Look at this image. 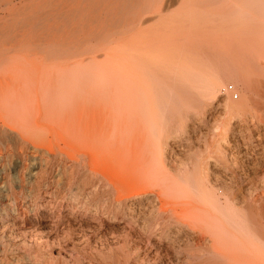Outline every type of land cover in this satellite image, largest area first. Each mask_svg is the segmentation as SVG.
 Listing matches in <instances>:
<instances>
[{
	"label": "bare ground",
	"instance_id": "obj_1",
	"mask_svg": "<svg viewBox=\"0 0 264 264\" xmlns=\"http://www.w3.org/2000/svg\"><path fill=\"white\" fill-rule=\"evenodd\" d=\"M218 1L215 17L202 21L220 25L182 36L160 29L154 39L119 27L93 51L101 56H72L69 43L0 40V160L11 144L45 167L63 162L74 187L67 209L84 195L86 218L120 223L123 263L139 249L130 246L136 232L156 243L135 264H174L180 255L183 264H264V108L256 103L264 92V0ZM214 100L212 118L206 107ZM205 121L209 141L195 148L190 137ZM52 183L29 198L54 200ZM13 207L15 217L1 220L7 226L28 212ZM51 219L35 225L54 229ZM34 233L37 247L52 237Z\"/></svg>",
	"mask_w": 264,
	"mask_h": 264
},
{
	"label": "rangeland",
	"instance_id": "obj_2",
	"mask_svg": "<svg viewBox=\"0 0 264 264\" xmlns=\"http://www.w3.org/2000/svg\"><path fill=\"white\" fill-rule=\"evenodd\" d=\"M221 3L218 0H0V40H41L55 44L57 42H59L57 44L67 43V46L69 43L68 48H70L69 50L72 48V52L68 51V53H71L72 56H77V58L80 55H86L85 57L80 56V58H87L88 55L89 57L92 55L101 56L99 47H103L101 44L104 45L108 40L114 41L117 37L114 34L119 27H133L135 28L134 33L139 30L150 32L154 39L160 29L168 31L167 35L173 31L178 32L180 29V36H182V33L184 31L187 33L190 28L196 31L201 26L220 25L219 22L207 19L210 16L215 17L214 11ZM204 15L208 17L205 16L207 21H202ZM149 39L151 40V38ZM96 48L99 50L97 53L93 52L97 51ZM88 52L90 54H87ZM228 87L229 92L231 90L233 93L235 92L234 87L230 89V83H228ZM263 93V89L260 88L256 96V103L260 102L258 104L260 110L264 108ZM217 105L218 102L214 100L208 102L206 107L207 111L212 114V118L219 113ZM209 119L210 117L207 118V120ZM187 125L189 124L187 123ZM208 126L209 123L205 121L201 129L202 134L196 133L190 137L195 148L200 147L201 149L203 142L209 141ZM241 137L237 139L241 141L243 135ZM173 140L169 141L171 147L173 145L172 148L178 145L175 143L177 141ZM53 143L55 147L63 148V144L55 136ZM240 145L242 144L240 143ZM194 147L192 152L195 150ZM176 149H173L174 154L178 151ZM246 149L248 151L256 150L250 146H247ZM5 153L7 157L0 160V192L2 193L0 195V264H62L60 260L66 261L67 264H135L151 251L150 245L156 243V236L140 235L134 232L131 235L130 246L131 248L138 246L139 249L134 255L129 254V260L127 263H123V261L126 262L127 249L122 243L124 233H122L123 226L120 223H114L106 217L96 223L92 221L94 217L86 218L87 216L83 212L86 207L81 206V203L85 201L83 200L84 195L80 197L79 206L74 202L67 209L68 201L65 196L69 197L67 195H71V190L74 187H72L69 170L65 168V164H62L63 162L60 165L58 163L55 167L54 164L51 167H45L41 162L43 159L41 156H38L35 161L33 160L34 154L31 149L24 151L11 144L7 146ZM48 180H53L48 192H55L54 200L50 201L45 198L43 201L29 198V193H32V196L38 192V184L49 182ZM20 183L23 187H20ZM244 188V185L240 186V190H245ZM240 190L234 188L233 192L237 194V191ZM93 198L96 200L98 196ZM14 203L20 212H26L25 209H28L25 215L27 218L24 217V221L18 220L13 225L7 226L1 220L9 219L10 221L15 217V214L11 213ZM51 213V221L55 223L54 229L49 227V222L45 225L46 229L45 226L36 227L35 224L39 220ZM69 215L72 219H67ZM36 231L43 232V234L50 232L52 237L44 246L37 247L34 241V232ZM64 233H72L71 240L61 239ZM183 259L184 256L180 255L179 261L173 260L174 264H183ZM164 264H173V262Z\"/></svg>",
	"mask_w": 264,
	"mask_h": 264
}]
</instances>
